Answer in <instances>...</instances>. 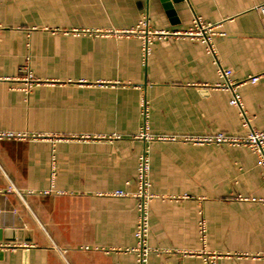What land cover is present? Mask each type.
<instances>
[{
  "label": "crops",
  "instance_id": "obj_1",
  "mask_svg": "<svg viewBox=\"0 0 264 264\" xmlns=\"http://www.w3.org/2000/svg\"><path fill=\"white\" fill-rule=\"evenodd\" d=\"M170 2L0 0V264H137L143 217L146 264H264L259 153L203 141L264 132V0Z\"/></svg>",
  "mask_w": 264,
  "mask_h": 264
},
{
  "label": "built area",
  "instance_id": "obj_2",
  "mask_svg": "<svg viewBox=\"0 0 264 264\" xmlns=\"http://www.w3.org/2000/svg\"><path fill=\"white\" fill-rule=\"evenodd\" d=\"M218 26H213L211 24H206L200 17H196L193 21V27L187 32H178V31H152L150 30L148 23L144 20L140 22L137 31L133 33H139L143 38L145 43V55L148 56L150 53L151 45L155 42L156 39H162L168 36H180L185 35L191 38H195L198 40H202L204 43L208 45L209 51L214 53L213 48V39L216 35H219ZM23 72L24 76V88L23 90L27 93H30L32 88L39 83L36 77L31 73L28 66H24ZM220 75L225 80L224 84H218L220 88H228L233 92V98L230 103L233 106H237L242 109L241 99L237 93V84H235L232 79V70L220 68ZM259 78L255 77L251 79L252 83L258 82ZM143 137L148 138V134L146 131L142 134ZM20 137L13 133H3L0 134V138H16ZM205 142H213L217 144H229V145H247L250 146L255 152L259 153L260 163L264 170V132L253 130L248 137L245 139H236L225 136L224 134H217L211 138L203 139ZM149 173V164L146 158H142L140 168H139V183L142 191L141 195L145 194L147 187L149 186L147 181V176ZM116 196H125L126 194L122 191H118L115 193ZM147 233V220L143 217L138 226L136 236L140 243L139 256L137 260V264H146V257L148 254V250L145 248V239ZM216 257H208L206 260V264H215Z\"/></svg>",
  "mask_w": 264,
  "mask_h": 264
},
{
  "label": "water",
  "instance_id": "obj_3",
  "mask_svg": "<svg viewBox=\"0 0 264 264\" xmlns=\"http://www.w3.org/2000/svg\"><path fill=\"white\" fill-rule=\"evenodd\" d=\"M163 2L166 7H169V6L171 7L172 5V2H170V0H163Z\"/></svg>",
  "mask_w": 264,
  "mask_h": 264
}]
</instances>
